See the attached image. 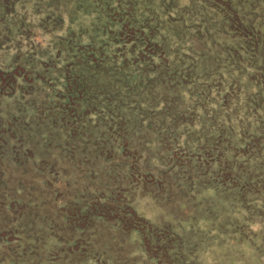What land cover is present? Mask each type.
<instances>
[{
  "label": "rangeland",
  "instance_id": "obj_1",
  "mask_svg": "<svg viewBox=\"0 0 264 264\" xmlns=\"http://www.w3.org/2000/svg\"><path fill=\"white\" fill-rule=\"evenodd\" d=\"M0 264H264V0H0Z\"/></svg>",
  "mask_w": 264,
  "mask_h": 264
},
{
  "label": "trees",
  "instance_id": "obj_2",
  "mask_svg": "<svg viewBox=\"0 0 264 264\" xmlns=\"http://www.w3.org/2000/svg\"><path fill=\"white\" fill-rule=\"evenodd\" d=\"M86 86L85 82L83 81L81 76H78L77 79L74 81V83L72 84V88H76L81 90L82 88H84Z\"/></svg>",
  "mask_w": 264,
  "mask_h": 264
}]
</instances>
